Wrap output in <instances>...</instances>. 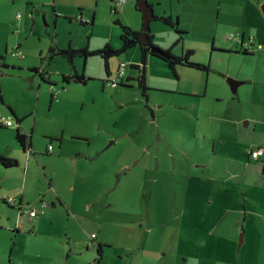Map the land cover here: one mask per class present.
Returning <instances> with one entry per match:
<instances>
[{
  "label": "rangeland",
  "instance_id": "1",
  "mask_svg": "<svg viewBox=\"0 0 264 264\" xmlns=\"http://www.w3.org/2000/svg\"><path fill=\"white\" fill-rule=\"evenodd\" d=\"M148 1L184 29L176 41L154 16L153 42L191 47L209 68L174 74L148 53L146 97L139 42L109 54L110 73L102 52L59 51L120 47L117 18L142 27L136 0H0V111L16 106L38 150L19 144L16 119L0 125V150L17 159L0 162V193L17 199L0 197V264H94L99 236L103 264L113 251L120 264H264V154L250 153L264 144V0ZM74 68L85 81L62 79ZM229 76L245 80L233 90ZM21 194L44 211L19 213Z\"/></svg>",
  "mask_w": 264,
  "mask_h": 264
},
{
  "label": "trees",
  "instance_id": "2",
  "mask_svg": "<svg viewBox=\"0 0 264 264\" xmlns=\"http://www.w3.org/2000/svg\"><path fill=\"white\" fill-rule=\"evenodd\" d=\"M136 7L140 8L137 4H136ZM154 16L160 17L165 22L175 26V29L179 32V35L177 36L176 41L181 39L182 35H180V34L184 29L179 27L176 24V22L173 20V18L171 16V14L161 13L159 15L155 14ZM79 19L81 21H85V22L88 21V20H85L82 18H79ZM117 22H119V24L121 26L120 37L122 39V43H121L120 47L112 48L109 43H106L103 48L97 47L94 49H89L88 47H83L84 51L82 53L86 55L90 52H102V55L104 56L106 72L110 73V69H109V65H108L109 54H111L112 52H119V51L125 49L129 45H131L135 42H139L140 48H141L140 61L131 62V64L137 67V73H136V75H134V77L137 80V84L141 87L143 95H145L146 97H147L148 85H147V74H146V66H145L146 62L145 61H146V57H147L148 53H151V54H154L156 56L163 58L166 61L167 65L172 69L174 74H177L176 65H178L179 63L196 66V67L203 68V69L209 68L208 63L201 62V61H198V60L191 58L190 54L193 52V49L191 47L182 48L180 53H173L171 51L170 47L163 48V47L155 44L152 40V32L150 30H148V32H147V38L144 41H141L140 38L137 37L141 28L140 29L134 28L131 25H129L128 23L123 22L119 18H117ZM132 39H134V40H132ZM151 46H157V47L161 48L162 50L167 51L168 55H163L159 51L151 50ZM243 50L246 51L247 49H243ZM106 51H109V53H105ZM1 56H2V54H0V57ZM68 57H69L70 61L72 62L73 56L72 57L68 56ZM0 64H7V63L2 61V62H0ZM32 69L39 71L42 79H47L50 82V84L53 83V81L50 80L49 75H46L44 73L43 68L39 69L38 66H33ZM71 78H74V79H77L80 81H85L87 76L84 74L83 71H78L76 68H74L72 72H63L62 73V79L63 80L68 81ZM117 83L131 84V83H129V76H127L126 78H121L120 81L117 80ZM13 116H16L19 120L22 118V116H19V115L17 116L16 113H13ZM0 125H3V124H0ZM15 137L24 150H27L32 154L37 153V150L33 149V147H32L30 133H25V132H22L20 130H16ZM49 137L52 138L53 136L49 135ZM262 145H264V144H262ZM0 162L4 165H11V164L17 163V159L13 156L6 154L3 151H0ZM3 200L7 201L4 198H3ZM101 244H102L101 242H98V244H97V250H98L100 255L95 258L94 264H99V258H100L101 253H102V247H101L102 245Z\"/></svg>",
  "mask_w": 264,
  "mask_h": 264
},
{
  "label": "built area",
  "instance_id": "3",
  "mask_svg": "<svg viewBox=\"0 0 264 264\" xmlns=\"http://www.w3.org/2000/svg\"><path fill=\"white\" fill-rule=\"evenodd\" d=\"M124 1L125 0H115L116 3H121V2H124ZM114 6H116V4H114ZM18 13H19V11H18ZM79 18H82V19H85V20L88 19V17L84 18L83 15L81 14V12L79 13ZM11 52L13 54H15V55H20V56H22L24 54L19 46H17V48L13 49ZM126 65H127V61L121 60V62L119 63V67L117 69L118 77H122L125 74ZM118 77H116L114 79L113 78H108L107 82H109V83H117ZM51 88L52 89L56 88L54 83H51ZM0 122H2L3 124H11V123L14 122V117L10 113H5V112L0 111ZM51 146H52V144H51V142H49L48 148L50 149ZM250 153L253 154V155H256V156L264 154V145H258L255 148H251L250 149ZM0 197L6 199L7 201L12 200V199L13 200H17V199H15L16 198L15 196L10 195L7 192L0 193ZM45 204H46V200L45 199H41V203H40L39 206H33V207L30 206V207L23 208L22 202L18 200V211H19V213H22V212L26 211V212L29 213V215H37L38 213L44 211ZM91 234H94V233L92 232Z\"/></svg>",
  "mask_w": 264,
  "mask_h": 264
},
{
  "label": "water",
  "instance_id": "4",
  "mask_svg": "<svg viewBox=\"0 0 264 264\" xmlns=\"http://www.w3.org/2000/svg\"><path fill=\"white\" fill-rule=\"evenodd\" d=\"M136 4L142 10V27L137 37L140 38L141 41H144L147 38V32L150 28V25H149L150 19L154 17L155 12L153 10L152 5L149 3L148 0H136ZM151 50L159 51L163 55H168L167 51L162 50L161 48L157 46H151ZM59 51L72 57L77 52H83L84 48L83 47H67V48H61ZM105 53H109V51H106ZM228 80L230 82L231 88L233 90H236L238 84L244 81L245 79L229 76Z\"/></svg>",
  "mask_w": 264,
  "mask_h": 264
},
{
  "label": "crops",
  "instance_id": "5",
  "mask_svg": "<svg viewBox=\"0 0 264 264\" xmlns=\"http://www.w3.org/2000/svg\"><path fill=\"white\" fill-rule=\"evenodd\" d=\"M151 4V3H150ZM123 5V4H122ZM152 5V4H151ZM151 54V53H150ZM134 57V56H133ZM150 58H152L151 56H150ZM3 60H0V62H2ZM49 77H50V75H49ZM2 100V99H1ZM6 106L8 107V110H9V112H5V113H16V115L18 116L19 115V111H18V109L16 108V106L14 105V104H12V102H10V101H6ZM19 116H21V115H19ZM14 117V119H16V129H15V132H16V130H20V131H22V132H25V133H30V132H28L27 130H26V128H25V125H24V123H23V117L19 120L16 116H13ZM0 124H3L2 122H0ZM3 125H7V124H3ZM31 131V130H30ZM53 133V137L54 138H59V140H60V142H61V137H60V135L58 134V132H52ZM52 137V138H53ZM52 138H50V140L52 139ZM31 142H32V140H31ZM59 142V143H60ZM48 144H49V142L47 143V145H46V151H48V152H50L53 148H54V144H52V146H51V148L49 149L48 148ZM258 146V145H257ZM256 146V147H257ZM32 147H33V145H32ZM254 146H252L251 148H253ZM34 149V148H33ZM0 151H3V152H5L4 150H0ZM37 152H38V150H37ZM6 153V152H5ZM6 154H8V155H10V156H12V155H15V154H12L11 152H8V153H6ZM38 156V154L36 153V154H34L33 155V157H37ZM14 157V156H13ZM62 197V196H61ZM61 197H59L60 198V200L61 201H64ZM64 198V197H63ZM19 201H21L22 202V199H23V197H22V194L19 196ZM52 201V203H54V200H51ZM7 202V201H6ZM17 204H18V202H17ZM26 207V206H25ZM25 207H23V208H25ZM33 207V206H32ZM26 212V211H25ZM26 214V213H25ZM27 214L29 215V213L27 212ZM31 216H36V215H30V216H28V218H32ZM32 221H35L34 219L32 220ZM32 224H34V223H32ZM99 240H101V241H99V242H101L102 244L103 243H105V242H102V241H106V240H103V239H105V238H103V237H100L99 236V238H98ZM72 241V240H71ZM143 241V239H142V237H140V239H139V245H140V242H142ZM101 244V245H102ZM87 246H88V244H87ZM146 250L147 249H143V252L144 253H146ZM103 251V250H102ZM120 255H123V254H119V256ZM97 256L95 255L93 258H92V260L93 259H95ZM100 257H102V253H101V256ZM157 257V256H156ZM156 257L154 258V260H151L150 262H148L147 264H157V260H156ZM120 260H118L116 257H115V253H114V251H113V253H112V256H111V258H110V260H108L107 262H105V264H120ZM92 264H93V262H92ZM99 264H103L102 262H101V259L99 258ZM142 264H146V263H144V259L142 260Z\"/></svg>",
  "mask_w": 264,
  "mask_h": 264
}]
</instances>
